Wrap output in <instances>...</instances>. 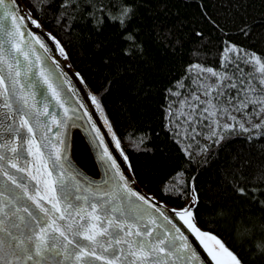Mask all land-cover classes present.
I'll use <instances>...</instances> for the list:
<instances>
[{"label":"snow or ice","instance_id":"obj_1","mask_svg":"<svg viewBox=\"0 0 264 264\" xmlns=\"http://www.w3.org/2000/svg\"><path fill=\"white\" fill-rule=\"evenodd\" d=\"M29 2L30 7L24 9L19 0H0V264H195L191 259L197 257V248L190 241L193 234L216 264L226 262L205 237L219 245L229 258L227 264H246L218 235L198 226L200 195L196 180L200 167L226 139L225 131L229 135L245 134L249 141L264 138V55L247 49L242 53L239 45L231 43L224 48L228 55L221 56L218 68L197 65L203 78L198 76L191 84L177 83V88L186 91L175 93L178 101L173 104H180L175 112L172 104L166 105L168 126L181 143L185 138L198 140L207 136L216 147L204 145L207 151L199 163L189 148L181 149L194 167L181 166L176 173L185 176L183 180H173L169 194L187 198V203L171 209L158 196L134 185L94 123L92 128L103 145L105 176L100 180L82 177V183L65 179L67 162L60 145L67 147L61 135L68 124L69 109L60 84L67 80L57 83L58 77L54 78L50 67L41 61L34 44L39 43L46 53L47 46L28 27L42 29V15L50 12L48 22L70 34L81 24L100 29L109 19L126 29L136 16V0H119L117 4L102 0ZM48 35L67 57L69 53L57 35ZM27 37L35 40L30 43ZM127 52L134 54L136 50ZM238 61L253 68L258 65L259 79L241 71ZM55 67L60 68L59 62ZM41 81L51 98L41 97ZM167 91L173 93L172 88ZM92 100L101 107L97 95L93 94ZM53 102L63 108V116L52 108ZM52 125L58 129L55 133ZM181 125L184 137L176 132ZM108 126L111 128V123ZM50 135H55L56 141L49 143ZM112 135L123 154L120 139L115 132ZM123 158L128 159L126 154ZM232 163L243 171L250 161L237 154ZM258 174L264 176V165ZM237 191L244 194L249 189L237 185ZM255 247L264 252V239Z\"/></svg>","mask_w":264,"mask_h":264},{"label":"trees","instance_id":"obj_2","mask_svg":"<svg viewBox=\"0 0 264 264\" xmlns=\"http://www.w3.org/2000/svg\"><path fill=\"white\" fill-rule=\"evenodd\" d=\"M22 1L28 9L29 0ZM102 2L117 4L119 0ZM136 2V16L126 29L109 19L100 29L81 24L70 34L48 22L50 12L42 15V23L65 45L68 61L97 95L137 183L168 205L180 208L187 198L169 194L173 180L184 179V173L176 175L181 166L194 167L181 149L189 148L199 163L207 151L204 145L216 146L207 136L185 138L183 143L177 140L168 126L166 105L172 104L174 112L180 108L178 102L173 104L178 101L175 93L186 90L177 88V83L191 84L198 76L203 78L197 65L218 68L221 56L228 55L224 48L231 43L239 45L242 53L247 49L264 55V0ZM128 49L136 52L128 54ZM235 56L233 53V59ZM238 63L241 71L259 79L258 65L253 68ZM176 132L185 136L182 125ZM224 135L226 139L199 169L197 223L218 235L246 264H264V252L255 247L264 239V176L258 174L264 165V138L249 141L245 134L229 135L227 131ZM219 136L217 133V139ZM237 154L250 161L243 171L232 163ZM237 185L249 191L242 194Z\"/></svg>","mask_w":264,"mask_h":264},{"label":"water","instance_id":"obj_3","mask_svg":"<svg viewBox=\"0 0 264 264\" xmlns=\"http://www.w3.org/2000/svg\"><path fill=\"white\" fill-rule=\"evenodd\" d=\"M19 4L22 5L24 9H27L22 0H19ZM28 27L36 31L47 46L48 52L46 53L44 48L40 47L39 43L34 44L41 57V61L46 67H50L54 78L58 77L57 83L65 79L67 80L66 83L60 84L64 103L69 109L68 124L62 130L61 135V139L65 140L67 147L65 149L64 144L60 145L63 150V159L67 162L63 169L66 173L65 179L70 183H76L78 181L82 183V177L100 180L105 176L106 164L101 158L103 145L99 144L100 137L95 135V129L92 128V124L94 123L96 128L100 130L105 143L108 144L113 155L121 161L122 167L131 175V180L134 185L138 189L147 192L144 187L137 183L131 168L128 166V161L124 160V155L121 153V150L116 147L112 135L113 131L108 126L109 124L105 113H103L101 108H98L97 104L92 100L93 92H90L86 83L81 78V74L75 70L67 57L63 56L56 48L55 41L48 35L50 31L44 27L41 29L36 25H28ZM27 39L30 43L35 40L34 37H27ZM57 62H59L60 68L55 67ZM61 72L63 75H61ZM77 73H79V75H77ZM35 78L39 80L38 76ZM38 91L41 97L48 95L49 98H51L47 86L42 81L38 84ZM81 105H83V107H81ZM52 108L58 112L60 116L64 115L63 108H61L59 104L53 102ZM85 108L87 111L84 110ZM89 117H91V119H89ZM0 119H2V117H0ZM57 130L55 125L51 126V131L53 133ZM56 139L57 137L55 135H50L49 143L56 141ZM79 149H81V153ZM43 150L45 152L48 151L47 148ZM165 204L171 209H179L167 203ZM202 230L204 229L202 228ZM205 231L208 230L205 229ZM204 239L207 240L209 246L212 247L227 264L229 258L223 250L219 248V245L209 237H205ZM190 241L192 246L197 248V257L191 258L194 260L195 264H216V262L212 260L207 249L200 243L199 238H196L193 234L190 237Z\"/></svg>","mask_w":264,"mask_h":264},{"label":"bare ground","instance_id":"obj_4","mask_svg":"<svg viewBox=\"0 0 264 264\" xmlns=\"http://www.w3.org/2000/svg\"><path fill=\"white\" fill-rule=\"evenodd\" d=\"M79 152L81 153V149H79Z\"/></svg>","mask_w":264,"mask_h":264}]
</instances>
